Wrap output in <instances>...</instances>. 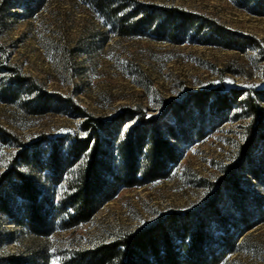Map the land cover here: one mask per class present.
Segmentation results:
<instances>
[{"label":"rangeland","instance_id":"rangeland-1","mask_svg":"<svg viewBox=\"0 0 264 264\" xmlns=\"http://www.w3.org/2000/svg\"><path fill=\"white\" fill-rule=\"evenodd\" d=\"M134 1L183 9L253 41L233 48L204 42L210 34L208 25L197 34L188 29L181 43L159 40L150 31L122 35L118 17L102 14L92 0H0V83L10 79L3 65L16 66L34 80V89L71 98L102 121L126 107L143 109L146 118L167 115L173 107L170 102L185 103L188 93L201 89L248 92L264 87V0ZM27 96L34 92L25 91L20 96L23 100L13 102L0 97V126L24 143L42 133L84 134L79 129L82 118L64 110L39 113L23 103ZM186 107L180 120L170 117L178 134L180 157L167 177L122 186L88 222L69 229L57 222L48 236L36 235L0 212V256L14 255L24 262L45 257L47 264H62L74 249L137 232L172 212L204 206L213 192L210 184L224 176L226 166L236 160L250 119L242 104H234L227 113L212 107L198 111L191 103ZM136 121L124 125L123 132ZM17 150L13 145H0V173ZM250 156L248 167L259 178L241 175V187L247 191L242 208L248 221L256 222L244 229L237 221L238 210L219 205L220 213L229 219L225 234L232 244L226 251L215 218L206 217L210 249L224 251L216 264H264V215H260V211L264 214V138ZM21 169L31 174L30 169ZM32 175L43 192L50 190L57 201L63 197L65 180L54 184L48 172ZM223 197L228 200V194ZM7 203L14 212L15 203Z\"/></svg>","mask_w":264,"mask_h":264},{"label":"trees","instance_id":"trees-1","mask_svg":"<svg viewBox=\"0 0 264 264\" xmlns=\"http://www.w3.org/2000/svg\"><path fill=\"white\" fill-rule=\"evenodd\" d=\"M92 3L102 14L118 17V31L122 35L150 31L159 40L181 43L186 40L188 29L197 34L203 25H208L210 34L204 42L233 48L241 42L253 41L176 7L134 0H92ZM119 13H122L120 17ZM213 34L221 39H212ZM2 69L10 78L0 83L3 101L13 102L25 91L34 92V96H27L23 103L34 106L37 112L64 110L82 118L79 129L83 135L78 131L42 133L28 143L0 126V145H13L18 149L0 173V212L40 236L51 234L57 222L64 229L88 222L122 186H139L167 177L171 165L180 157L177 150L180 142L176 143L178 134L170 117L180 120L181 111H187L188 103L198 111L212 107L224 113L234 104H242L250 119L247 137L239 146L236 160L226 166L224 176L210 184L213 192L204 206L183 213L172 212L137 232L123 233L92 247L74 249L62 264H216L224 251L217 253L210 249L206 217L215 218L223 232L225 242L222 246L226 251L232 244L225 234L229 219L220 213L219 205L238 210L237 221L244 229L256 222L248 221L245 206L242 208L247 191L241 187V175L259 178L248 165L252 162L250 154L264 138V87L248 92L236 88L201 89L188 93L185 103L170 102L173 107L167 115L146 118L143 109L126 107L111 119L102 121L71 98L49 94L42 88L34 89V80L22 74L18 67L5 64ZM50 102L58 106H51ZM135 119L134 125L123 132L124 125ZM21 167L30 169L31 174L24 173ZM33 172H48V180L54 184L65 180L63 197L57 201L53 192L38 188ZM225 193L228 200L223 197ZM9 200L12 205L15 203L17 214L12 211L13 206L8 209ZM260 212L262 217L263 211ZM0 264H47V260L42 257L24 262L17 256L6 255L0 256Z\"/></svg>","mask_w":264,"mask_h":264}]
</instances>
